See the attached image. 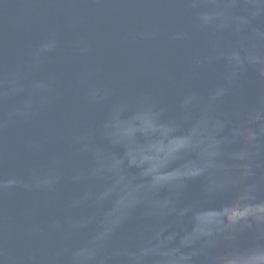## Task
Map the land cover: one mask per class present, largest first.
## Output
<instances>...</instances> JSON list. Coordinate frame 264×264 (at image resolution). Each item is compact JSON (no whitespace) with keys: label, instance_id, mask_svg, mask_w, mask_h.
Masks as SVG:
<instances>
[{"label":"water","instance_id":"1","mask_svg":"<svg viewBox=\"0 0 264 264\" xmlns=\"http://www.w3.org/2000/svg\"><path fill=\"white\" fill-rule=\"evenodd\" d=\"M0 264H264V0H0Z\"/></svg>","mask_w":264,"mask_h":264}]
</instances>
